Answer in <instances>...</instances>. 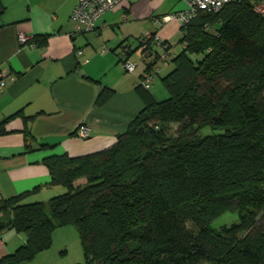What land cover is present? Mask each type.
<instances>
[{"label":"trees","instance_id":"16d2710c","mask_svg":"<svg viewBox=\"0 0 264 264\" xmlns=\"http://www.w3.org/2000/svg\"><path fill=\"white\" fill-rule=\"evenodd\" d=\"M257 1L199 11L182 27L183 50L170 52L165 66L173 68L162 79L169 98L157 100L140 83L144 108L112 146L44 159L50 185L66 190L51 199L49 213L42 202H25L29 192L0 200V235L26 236L0 264L33 262L66 226L78 231L86 264H264V18L253 11ZM48 40L24 44L43 48ZM142 46L149 58L151 41ZM114 94L104 89L97 106ZM170 125L180 126L179 136L169 135ZM206 127L221 133L202 137ZM81 179L86 184L76 186ZM226 213L239 222L212 228Z\"/></svg>","mask_w":264,"mask_h":264},{"label":"crops","instance_id":"0c3cea01","mask_svg":"<svg viewBox=\"0 0 264 264\" xmlns=\"http://www.w3.org/2000/svg\"><path fill=\"white\" fill-rule=\"evenodd\" d=\"M0 68L10 78L0 95V124L8 120L6 134L0 136V200L32 193L26 203L42 202L47 213L52 198L66 192L52 186L44 159L51 156H84L112 146L117 136L144 108L137 93L148 61L164 51L149 37L156 34L179 55L182 28L164 22L172 13L187 9L185 0H122L95 23L91 32L79 31L71 21L78 0H0ZM48 36L45 47L20 42ZM143 41H151L146 58ZM130 48L141 68L127 74L120 51ZM105 49V52L101 51ZM78 51H83L81 56ZM161 71L153 94L165 100L162 79L172 70L158 63ZM163 83V82H162ZM115 92L104 106L97 99L104 89ZM88 127L82 138L78 130ZM26 129L30 138L26 136ZM47 145L48 148H41ZM85 179L76 182L84 186ZM26 243V236L12 229L0 235V259ZM71 243L72 248H71ZM28 264H86L78 231L73 226L58 227L53 244Z\"/></svg>","mask_w":264,"mask_h":264},{"label":"built area","instance_id":"2783aa9c","mask_svg":"<svg viewBox=\"0 0 264 264\" xmlns=\"http://www.w3.org/2000/svg\"><path fill=\"white\" fill-rule=\"evenodd\" d=\"M241 0H185L187 3V9L167 15L163 21L176 22L181 28L188 24L194 17L197 16L199 11H215L218 12L226 5ZM122 0H78V3L73 11L71 21L74 27L79 31L91 32L95 28V23L105 16L107 13L115 9ZM256 15L264 18V0L255 2L252 6ZM156 44L163 47L164 51L158 54V62L166 65L170 59L169 45L162 41L160 36L156 34L153 37H149ZM29 39L25 36L20 37L21 43H26ZM105 52V49L101 51ZM83 51H78L77 55L81 56ZM121 64L127 74H133L138 68V64L134 63L129 56L128 50L122 48L120 51ZM160 68L158 66L152 68L150 71L145 72L141 85L147 91H152L156 82ZM10 78L8 72L0 68V95L3 93L4 88L7 85V81ZM78 134L82 138H87L90 134L88 127L82 126L78 130Z\"/></svg>","mask_w":264,"mask_h":264},{"label":"rangeland","instance_id":"374dc122","mask_svg":"<svg viewBox=\"0 0 264 264\" xmlns=\"http://www.w3.org/2000/svg\"><path fill=\"white\" fill-rule=\"evenodd\" d=\"M132 61L136 64H138V69L141 68V65H142V62L139 60L138 57H135V60L132 59ZM159 83H161V87L162 88H166L165 85L160 81L159 79ZM167 94V97H165V99L169 98V94H168V91L166 92ZM164 99H161V97H159V101H162ZM179 132H180V126L179 125H170L169 127V135L171 137H177L179 136ZM221 133V131L219 130H212L211 128L209 127H206V128H203L199 134L202 136V137H205V136H209V135H213V134H219ZM239 222V217H238V214L236 213H226L224 214L223 216H221L220 218H218L217 220H215L213 223H212V228L214 229H220L222 226L224 225H227V226H231L232 224H235V223H238ZM264 225V215H262L260 217V220H259V226H262ZM72 244L71 243V248H72Z\"/></svg>","mask_w":264,"mask_h":264}]
</instances>
